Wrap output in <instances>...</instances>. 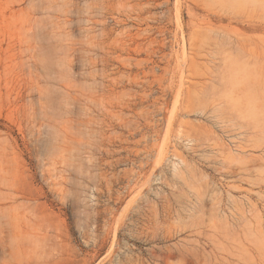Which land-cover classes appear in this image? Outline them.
I'll return each mask as SVG.
<instances>
[{
	"label": "rangeland",
	"instance_id": "rangeland-1",
	"mask_svg": "<svg viewBox=\"0 0 264 264\" xmlns=\"http://www.w3.org/2000/svg\"><path fill=\"white\" fill-rule=\"evenodd\" d=\"M0 264H264V0H0Z\"/></svg>",
	"mask_w": 264,
	"mask_h": 264
}]
</instances>
